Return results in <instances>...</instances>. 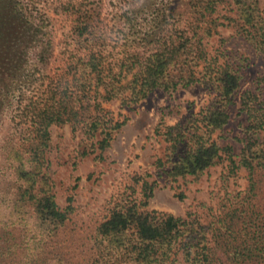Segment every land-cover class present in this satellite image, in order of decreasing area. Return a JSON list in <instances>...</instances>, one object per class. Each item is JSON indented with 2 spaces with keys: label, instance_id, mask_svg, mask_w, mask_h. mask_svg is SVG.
Masks as SVG:
<instances>
[{
  "label": "trees",
  "instance_id": "obj_1",
  "mask_svg": "<svg viewBox=\"0 0 264 264\" xmlns=\"http://www.w3.org/2000/svg\"><path fill=\"white\" fill-rule=\"evenodd\" d=\"M220 1L208 0L201 9L215 12ZM11 2L0 0V119L5 108L11 109L10 106L14 104L11 120L19 128L20 134L26 135V139L20 137L22 142L15 141L10 157L18 162L16 178L20 182L13 199L23 202L20 206L29 205L39 221L40 229H30L32 246L36 245L38 238L42 239L44 226L55 230L73 211L71 203L64 209L58 205L46 180V171L50 167L48 150L51 126L70 122L76 131L77 125L82 124L86 134L96 139V150L100 152L98 156L104 159V152L110 147L114 132L126 121H119L104 103L121 100L122 107L131 106L156 89L169 92L200 84L211 97L200 110L191 109L186 117L174 125L164 123L156 127L157 134L166 143L164 155L158 156L155 162L157 172L173 182L189 176L198 179L227 155L231 172L240 167L247 170L248 190L207 223L197 212L189 211L186 216H178L150 210V199L158 187V179L150 180L148 171L137 174L133 177L134 184L116 199L110 216L97 227L96 263L264 264V202L260 197L264 193L260 183L264 173V78L257 81L255 88L243 89L246 60L241 54L221 48L216 54L210 53L206 43H198V36L203 33L211 36V31L200 30L186 19L188 25L194 26L193 29L176 36L158 37L154 43H145L148 50L129 54L126 59L134 58L136 67L127 85H124L122 72L120 75L111 69L109 73L106 72L104 54L94 47L80 53L79 59L84 65L82 72L88 71L86 76L75 75L73 79L61 76L60 80L53 81L49 76L51 73L46 75L44 72L49 68L55 52L54 39L47 30L48 21L38 19L27 7V3H34L33 0H15L13 5ZM236 2L243 20L240 23L241 34L257 50L264 52V17L260 8V17H256L253 13L256 8L254 1ZM6 11H15L14 14L21 18L10 19L13 13ZM162 16L166 18V14ZM21 19L25 25L36 24L40 35L33 47L34 63L29 56L31 47L17 49L22 61L25 60L17 81L10 77H15L17 73L13 58L16 54L12 51L15 46L11 48V43L7 45L5 40H9V25ZM13 26V29H18L17 23ZM85 29H81V35L87 33ZM126 68L131 72V67ZM37 75L38 79L50 80L44 90L46 97H37L39 102L34 96L26 99V90L25 93L19 90L23 84L32 86ZM117 77L119 85L115 86ZM238 97L240 113L245 116V123H239L241 135L236 137L242 145L237 155L239 164L235 162L233 148L223 146L219 141L231 123V107L237 103ZM184 196L179 195L180 198ZM18 211L20 215L15 216ZM0 217L5 220L0 219V264H7L6 257L21 249V243H15L14 248L10 249V241L16 239V233L9 228L18 221L27 226L28 217L15 206L6 215L0 213ZM46 245L47 242H44ZM56 258L40 248L29 258V263L19 259L15 264H57Z\"/></svg>",
  "mask_w": 264,
  "mask_h": 264
},
{
  "label": "rangeland",
  "instance_id": "obj_2",
  "mask_svg": "<svg viewBox=\"0 0 264 264\" xmlns=\"http://www.w3.org/2000/svg\"><path fill=\"white\" fill-rule=\"evenodd\" d=\"M14 1L12 0L11 5ZM33 1V4L27 3V7L38 19L48 21L47 30L54 39V57L49 68L44 71L46 75L51 73L49 76L53 81L61 76L68 79H73L75 75L86 76L88 71L82 72L84 65L79 59L80 53H85L86 48L94 47L104 54L106 72L109 73V69L118 75L122 72L124 85H127L136 67L133 64L134 58L126 59L129 54L148 50V44L146 47L145 43H154L158 37L176 36L194 26L211 31V36L203 33L200 35L202 39L198 36L200 41H196L206 43L210 53L216 54L221 48L230 53L238 52L246 60L243 89L255 88L257 81L264 78V52L257 50L241 34L243 20L237 0L218 2L216 11L212 13L201 9L208 0ZM252 1L256 5L253 13L260 17V8L264 17V0ZM6 13H13L10 19L21 18L14 14L15 11ZM163 13L166 18H163ZM186 19L194 26L188 25ZM178 20L183 22L179 23ZM16 23L18 29H13ZM9 27V40H5V43H11V48L15 46L12 51L16 54L13 58L17 72L15 77H10L17 79L25 62L17 49L31 47L29 56L34 63L33 47L40 29H37L36 24L25 25L22 19L13 21ZM82 28H86L84 31L88 30L85 35L80 34ZM126 67H131V72L126 71ZM36 78L32 86L23 84L19 86V90L24 93L26 90V99L34 96L39 102L37 97H46L44 90L50 80L38 79V75ZM115 79V86H118V77ZM210 99V93L205 87L193 84L169 92L156 89L131 106L122 107L121 100L104 103L119 121L126 119L125 124L114 132L111 145L104 152V159L98 156L100 152L96 150V139L86 134L82 124L77 125L79 127L76 131L70 122L51 126L48 150L50 167L46 171V180L58 205L64 209L71 203L73 211L55 230L51 231V228L44 226L43 237L37 239L35 246H32L33 235L30 229H40L36 213L29 205L20 206L23 202L13 199L20 182L16 178L18 162L10 157L11 149L15 141L22 142L20 137L26 139V135L22 136L11 120L14 104L10 106L11 109L6 107L0 119V213L6 215L15 206L22 214L27 215L28 224L26 226L18 221L9 228L16 233V239L10 241V249L14 248L15 243H21V249L7 256L5 263L15 264L19 259L29 263V258L43 248L46 253L57 257V264H97V227L110 216L116 199L134 184L133 177L146 171L151 174L150 180L158 179L159 182L150 199V210L166 211L178 216H186L189 211L197 212L208 223L212 216L230 206L231 201H238L249 188L248 172L243 167L231 172V162L227 155L222 162L208 169L198 179L189 176L173 182L159 176L155 166L157 157L163 156L166 149V143L156 132L157 125H174L186 117L191 109L200 110ZM231 109V123L225 128L219 141L223 146L230 145L233 148L235 162L239 164L237 155L240 154L242 145L236 137L241 135L239 123H245V116L240 113L239 97ZM260 183L264 192V173ZM180 194L185 196L180 198ZM260 197L264 202V193ZM19 215V211L15 213V216ZM0 219L5 221L3 217ZM44 242H47L46 246Z\"/></svg>",
  "mask_w": 264,
  "mask_h": 264
},
{
  "label": "crops",
  "instance_id": "obj_3",
  "mask_svg": "<svg viewBox=\"0 0 264 264\" xmlns=\"http://www.w3.org/2000/svg\"><path fill=\"white\" fill-rule=\"evenodd\" d=\"M241 106V105H240Z\"/></svg>",
  "mask_w": 264,
  "mask_h": 264
}]
</instances>
